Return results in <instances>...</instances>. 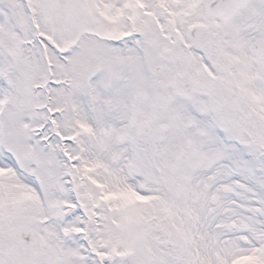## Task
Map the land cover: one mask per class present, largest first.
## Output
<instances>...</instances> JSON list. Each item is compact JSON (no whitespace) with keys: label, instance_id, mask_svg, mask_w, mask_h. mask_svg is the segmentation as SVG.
<instances>
[{"label":"snow or ice","instance_id":"snow-or-ice-1","mask_svg":"<svg viewBox=\"0 0 264 264\" xmlns=\"http://www.w3.org/2000/svg\"><path fill=\"white\" fill-rule=\"evenodd\" d=\"M0 264H264V0H0Z\"/></svg>","mask_w":264,"mask_h":264}]
</instances>
